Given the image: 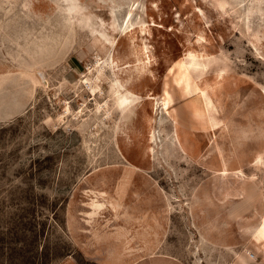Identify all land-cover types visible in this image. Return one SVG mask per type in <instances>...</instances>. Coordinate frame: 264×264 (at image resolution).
Segmentation results:
<instances>
[{"label": "rangeland", "instance_id": "obj_1", "mask_svg": "<svg viewBox=\"0 0 264 264\" xmlns=\"http://www.w3.org/2000/svg\"><path fill=\"white\" fill-rule=\"evenodd\" d=\"M264 264V0H0V264Z\"/></svg>", "mask_w": 264, "mask_h": 264}, {"label": "crops", "instance_id": "obj_2", "mask_svg": "<svg viewBox=\"0 0 264 264\" xmlns=\"http://www.w3.org/2000/svg\"><path fill=\"white\" fill-rule=\"evenodd\" d=\"M139 264H178L176 262L170 261L168 259H156L154 261H151L150 263L148 262H141Z\"/></svg>", "mask_w": 264, "mask_h": 264}]
</instances>
